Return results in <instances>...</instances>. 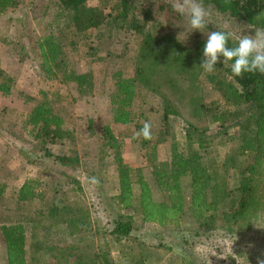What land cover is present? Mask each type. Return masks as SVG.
<instances>
[{
	"label": "rangeland",
	"instance_id": "obj_1",
	"mask_svg": "<svg viewBox=\"0 0 264 264\" xmlns=\"http://www.w3.org/2000/svg\"><path fill=\"white\" fill-rule=\"evenodd\" d=\"M57 1L17 0L13 9L0 16V70L13 79L11 94L3 96L0 93V170L6 187L5 193L0 196V227L16 223L24 225L27 264H104V260L109 264H257L258 258H264V213L248 227L236 225L233 221L225 224L220 214L215 226L206 230L188 208V177L182 180L187 209L179 226L162 228L146 223L138 212L125 209L124 213L134 216L130 234L120 238L110 234L115 225L114 213L120 209L115 198L118 194V173L111 159L109 162H97L102 128L109 123L123 139L125 161L133 167L141 166L144 169L154 199L160 202L165 197L154 184L147 156L160 136L167 139L174 137L181 144V149L184 148L187 121L206 127L208 138L203 144L208 143V146L201 151L202 160L210 168L213 165L221 167L227 176L232 195L224 205L226 210L239 198L240 174L249 157L239 154L240 143L234 140L237 127L227 131L219 123L211 122L204 116L198 117L195 112L191 114L189 107L181 108V115L171 117L166 125L161 98L140 85L134 106L137 114L135 122L131 125L112 122L110 93L114 86L111 76L117 69H122L126 76L134 74L127 56L135 55L139 46L138 34L126 33L117 38L121 45L114 46V52L121 48L128 49L123 58L106 57L101 46L97 57L88 56L91 54L88 44L97 46L96 31L90 32L87 38L81 37V41L75 35L76 47L69 43L70 39H65L64 47L70 52L76 72H93L95 87L88 97L81 96L74 84L47 79L41 68L37 40L55 29L53 16ZM157 2L170 6L172 12H168V15L176 18L174 29L184 44H192L196 38L206 40V34L211 31H228L239 37L255 29L203 4L210 10V16L203 29L194 30L189 26L187 16L173 9L175 0H142L140 10L149 7L153 18L159 23H164L167 15L159 12ZM87 6L99 9L101 0H88ZM201 88L206 103L213 109H227L221 92L214 86L201 82ZM44 94L52 100L71 132L69 138L56 144L44 142L47 144L45 146L57 154L76 155L83 164L74 170L62 168L52 157L46 156L44 150L39 148L43 140L26 126V116L44 98ZM146 121L152 125V138L147 147L143 146L141 138L132 139V133L137 132V124ZM169 151V144H160L157 161L166 160ZM90 173L103 177L101 188L91 183L93 174ZM36 178L41 181L39 189L45 195L44 200L38 198L34 202H19L17 196L22 185ZM57 197L76 206L83 219L87 217L84 221L89 225H83L80 233L68 234L65 228L67 224L55 223L63 219L62 216H51V205ZM0 264H8L1 232Z\"/></svg>",
	"mask_w": 264,
	"mask_h": 264
},
{
	"label": "trees",
	"instance_id": "obj_2",
	"mask_svg": "<svg viewBox=\"0 0 264 264\" xmlns=\"http://www.w3.org/2000/svg\"><path fill=\"white\" fill-rule=\"evenodd\" d=\"M16 1L0 0V16L13 9ZM87 1L58 0L53 16L55 29L38 38L41 68L47 79H60L63 83L74 84L81 96L88 97L94 92L93 72H76L70 52L64 47L65 39H70L69 43L76 47L75 35L81 41V37L87 38L90 32L96 31L97 46L88 44L91 51L88 56L97 57L98 48L101 46L106 57L123 58L128 49L121 48L115 53L114 46L121 45L117 38L126 33L138 34L140 37L136 53L133 57L127 56L134 74L126 76L122 69H117L111 76L114 86L110 93L112 122L123 125L135 122L137 114L134 106L140 85L161 98L166 125L170 123L171 117L181 115V108L189 107L191 114L195 112L198 117L204 116L211 122L219 123L227 131L237 127L234 140L240 143L239 154L249 157L240 174L239 198L226 210L224 205L232 195L227 176L221 167L213 165L214 168H210L202 160L201 151L208 146V143L203 144L208 138L206 127L195 126L187 121L184 148L181 149V144L174 137L167 139L160 136L148 153L152 179L165 197L160 202L154 199L144 169L141 166L133 167L125 161L123 139L109 123L102 128L97 162H109L111 159L118 173V194L115 198L120 209L114 213L115 225L112 226L110 234L116 238L130 234L134 226V216L124 213L125 209L138 212L146 223L162 228L179 226L187 209L182 187V180L186 177L189 178L190 187L188 208L204 229H212L220 214L225 224L233 221L236 225L248 227L254 220L258 221L264 213V74L257 72L233 76L229 65L222 63L215 66L213 73L204 72L200 64L206 40L196 38L192 44L182 43L174 29L176 18H170L168 12L172 11L164 2L156 4L159 12L167 15L168 21L159 23L153 18L149 7L140 10L139 4L142 0H116L112 3V0H101L99 9L88 7ZM200 1L247 25L264 27V0ZM234 44L235 40L229 41L230 47ZM201 82H207L221 92L228 106L226 110L219 107L213 109L206 103ZM12 85L13 79L0 70V93L9 96ZM43 97L26 116V126L43 140L44 146L39 148L44 150L46 156L52 157L62 168L74 170L83 164L76 155L57 154L45 146L47 144L44 142L56 144L69 138L71 132L65 126V119L54 108L52 100L46 94ZM137 126L138 132L143 124L138 123ZM135 134L132 133V139H137ZM141 140L143 146H149L150 140L142 137ZM164 143L170 146L168 158L157 161L158 146ZM93 177L99 180L98 187L101 188L103 177L100 178L97 173ZM40 186L41 181L38 178L27 180L20 188L17 200H44L45 195L39 189ZM5 189L0 170V196L5 193ZM220 203L222 206L219 207ZM218 210L222 212L219 213ZM51 216H62L63 219L55 223L67 224L65 228L72 235L80 233L83 225H89L84 221L87 217L83 219L76 206L61 201L59 197L51 205ZM0 232L7 249L8 264H27L24 225H4L0 227ZM104 261V264H109L107 260Z\"/></svg>",
	"mask_w": 264,
	"mask_h": 264
},
{
	"label": "clouds",
	"instance_id": "obj_3",
	"mask_svg": "<svg viewBox=\"0 0 264 264\" xmlns=\"http://www.w3.org/2000/svg\"><path fill=\"white\" fill-rule=\"evenodd\" d=\"M173 9L181 15H186L189 26L198 31L205 27L210 16V10L200 0H175ZM206 35L200 64L204 72L213 73L215 66L222 63L229 65L233 76L257 72L264 74V27H256L251 33L239 37H235L232 32L221 30L211 31ZM230 40H235L234 46H229ZM151 129L152 125L146 121L135 135L137 138L150 140ZM91 183L98 184L99 180L92 177ZM257 264H264V258H258Z\"/></svg>",
	"mask_w": 264,
	"mask_h": 264
}]
</instances>
